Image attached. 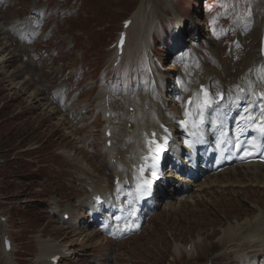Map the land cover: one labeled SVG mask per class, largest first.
Segmentation results:
<instances>
[{
    "label": "rangeland",
    "instance_id": "obj_1",
    "mask_svg": "<svg viewBox=\"0 0 264 264\" xmlns=\"http://www.w3.org/2000/svg\"><path fill=\"white\" fill-rule=\"evenodd\" d=\"M1 4L5 25L13 19L23 24L28 15L42 29L28 49L35 64H28V72L36 70L40 79L26 76L20 65L22 49L13 47L0 29V56H5L0 60V107H4L0 215L6 217L0 225V264H45L42 245L54 243L68 250L60 264L264 263V240H234L242 223L243 237L262 233L257 224L251 226L264 209V186L252 181L253 174L249 178L244 173V183L194 187L176 203H162L140 234L117 243L106 239L100 224L87 221L88 205L80 203L90 195L88 180L101 181L98 174L113 185L111 146L105 147L109 139L104 138L108 122L98 107L100 91L111 99L109 118L114 127L110 128L117 129L120 144L128 142L132 122H125L123 112H134L128 100L141 101L158 85L176 112L181 105L171 84L180 86L204 67L219 73L227 61L236 59L238 68L243 64L245 52L231 51V44L251 17L252 29L264 28V0H2ZM140 6L148 18L146 33L134 23L127 31L124 53L118 56L115 44L123 22ZM141 30L146 41L152 36L156 85L147 72ZM44 36L47 41H42ZM244 36L251 40L238 47L247 49L253 44L252 34L247 31ZM215 45L219 52L213 51ZM51 90L56 104L55 97L48 96ZM74 205L73 215L63 222L62 212ZM82 215L84 226L73 225ZM5 225L11 243L8 257L3 250Z\"/></svg>",
    "mask_w": 264,
    "mask_h": 264
},
{
    "label": "bare ground",
    "instance_id": "obj_2",
    "mask_svg": "<svg viewBox=\"0 0 264 264\" xmlns=\"http://www.w3.org/2000/svg\"><path fill=\"white\" fill-rule=\"evenodd\" d=\"M1 1L2 0H0V2ZM147 19L148 18L146 17L144 8L140 6V9L136 10V12L133 14L131 23L127 31H129V28L131 29L137 25L140 26L139 24H137L140 23L144 33H146ZM18 22L19 21L15 19L12 20L10 24L11 26H13ZM134 23H136V25ZM0 25L2 27H5L4 21H2V15H0ZM254 25H255V21L253 20V17H251V19H249L246 25L241 29L242 35L238 36L237 41L231 44V51H238V49H240L241 51L245 52L243 56L244 62L243 64L241 63L242 65L239 66V68L235 65L237 63L236 59H233L231 61H227L228 63L222 64V68L224 69L219 71V73L209 67H204V69L201 68L197 72L191 73L192 77L185 79V81L182 82L180 86L171 84V93H173L174 96H178L179 98L182 97L181 99L183 100V102L185 101L187 96H194L196 98L199 97L200 86L204 84L210 86L214 90L219 89L221 91L226 92L227 97L223 103H221L219 106H216L213 110H211L209 114L208 122H207L209 141L206 143L205 150L202 153L201 158L198 160L199 166L198 167L196 166V164L193 161V158L189 155L188 150H185L187 157L185 160L176 159L177 165L175 166V168L177 172H180L181 179L178 177L179 174L178 173L176 176H173L172 178L169 177L168 180L165 181L171 187L170 188L171 193L170 194L168 193V195L164 197V199L167 198V200L164 202H166V204L168 205L177 202L174 201L175 198L173 196L172 191L177 190L178 194L181 195L182 193H187L189 190L193 189L194 187H196V190H204V188L212 185L222 186V185H228L229 183H244L245 182L243 181L244 173H246L249 176V178L251 177V174H253L252 181L259 183L261 186H264V164L253 163L247 166L231 167L230 169L219 173H212L211 165L206 164L204 162L208 143L216 139V137L221 132V130L234 118L235 115H237L236 117L237 120L238 118L246 114L247 117H249V113H253V112L260 113L257 111V107H256L257 96L255 93H257L258 91H264V55L261 52L262 44L264 42V28H262L260 32L258 31V29L255 31V29H252ZM194 28L195 26H193V29ZM31 30L32 32L38 31V29L33 27L31 28ZM143 31L141 30V35L143 40L142 43H144V46L146 47V52L148 53L147 56L150 57L149 53L151 51L152 36L149 37V39L147 38L146 41V37L144 36ZM194 31L195 34L198 33L197 28ZM247 31L251 32L252 34L253 44L247 49H243L246 46L247 42L251 40L250 38H245L244 36V34ZM180 38H182V34H180ZM238 46H242L243 48H239ZM212 48L214 52H219V49H217L216 45L213 46ZM0 57H1L0 58L1 61L5 59V56H0ZM28 62H32V63L34 62V58L30 54H28ZM234 65L236 68L234 67ZM162 77L165 79V74H163ZM167 88H168L167 86H164L165 90H167ZM243 89L244 92H242ZM146 93L144 99L143 100L140 99L141 101L139 100L137 101L134 98L128 100L127 102L128 106L134 107V112L132 114L129 113L128 111L123 112L125 122H130V121L132 122L131 123L132 127L129 130L130 134L126 137V140L128 142H123L122 144L119 143L120 141L118 140L116 135L117 132L116 128L112 131L109 125L104 129L106 131L108 128H110L112 131L111 137L108 138L109 140L112 141V147L110 149V155H109L111 160L110 166H112L114 169V173L112 172V176H116V175L122 176L123 174H128L133 171L135 164L138 163L139 157L142 155L143 149L145 148L144 140L149 135L151 136L152 132L154 131L160 132L162 130V124H166L170 126L171 127L170 129L172 131L176 129L175 121L178 118L177 114L180 112L177 113L173 112L172 111L173 106L166 109V100L164 98V95L163 96L161 95L158 85H156L153 89H151L149 92ZM98 96H99L98 98L99 110H103L104 111L103 114H105L106 112L109 111L108 106L110 105V101L108 104L106 98L107 94H105V90H101L100 95L98 94ZM237 100L239 101V103L237 102ZM49 104L50 103L45 102L46 106H50ZM246 110L250 112L247 113L245 112ZM107 121L109 122V124L111 123L110 122L111 120L109 118H107ZM175 149L177 150L178 147L176 146ZM98 175H100L101 181H92L90 179L88 180L87 185L90 190V195H88L84 199H80V203L82 205L89 206L92 203V199L94 196L98 194L105 195L108 193L109 191L108 180L105 181L107 178L104 180L101 174ZM190 175L191 177H189ZM185 177L186 179L188 178V180H184ZM234 186H239V185H234ZM164 193L165 190L164 188H162L161 195L164 196L163 195ZM161 195H159V197H162ZM199 195L201 194L199 193ZM75 206L76 205H74L73 207L71 206L69 207V210L62 212V217L65 214H70L72 216L75 210ZM104 206H108V205H104ZM83 218H85L84 215H82V217H78V219L73 222V225L79 224V226H82L84 220ZM255 220H256L255 222L253 221L252 223L251 220L249 221V223H252L251 226L254 228L255 226L253 225L257 224V226L259 227L258 229H261L262 233L259 232L256 234V232H251L248 236L245 235L243 237L244 235L243 229L246 228V224L242 223L237 225L239 234H237L234 240L235 241L237 240L239 243H245L248 241L249 238L252 239L256 238L255 241L258 242L260 240L263 241L264 240V230H263L264 209L260 210L259 216ZM2 223L4 222L1 220L0 217V225ZM245 232H248V230H245ZM7 239H8V229L5 225L3 240H7ZM236 245L238 244L236 243ZM3 250L5 255L8 257L9 254L5 246H3ZM66 250L67 249L65 247L64 248L62 246L60 247L58 243L48 244L45 247L44 245H42V255L46 256L43 262L45 264H52L50 259L54 257L56 253H59L57 251L65 253L67 252ZM11 263L12 261L9 262L8 264ZM248 264H260V263H257V261H252L249 262Z\"/></svg>",
    "mask_w": 264,
    "mask_h": 264
},
{
    "label": "trees",
    "instance_id": "obj_3",
    "mask_svg": "<svg viewBox=\"0 0 264 264\" xmlns=\"http://www.w3.org/2000/svg\"><path fill=\"white\" fill-rule=\"evenodd\" d=\"M7 119H8V118H7ZM0 140H1V136H0ZM2 152L4 153L5 151H2ZM13 159H14V158H13ZM7 162H8V161H7ZM7 162H5L4 165H6Z\"/></svg>",
    "mask_w": 264,
    "mask_h": 264
},
{
    "label": "snow or ice",
    "instance_id": "obj_4",
    "mask_svg": "<svg viewBox=\"0 0 264 264\" xmlns=\"http://www.w3.org/2000/svg\"><path fill=\"white\" fill-rule=\"evenodd\" d=\"M141 171H143V170H141ZM147 183H149V182L145 181V184H147Z\"/></svg>",
    "mask_w": 264,
    "mask_h": 264
}]
</instances>
